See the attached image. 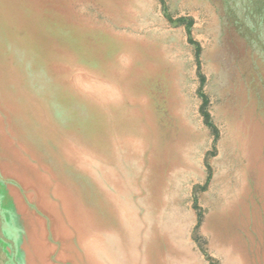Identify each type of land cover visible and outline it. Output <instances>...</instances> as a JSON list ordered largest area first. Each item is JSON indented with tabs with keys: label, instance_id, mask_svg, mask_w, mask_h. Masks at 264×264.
<instances>
[{
	"label": "rangeland",
	"instance_id": "obj_1",
	"mask_svg": "<svg viewBox=\"0 0 264 264\" xmlns=\"http://www.w3.org/2000/svg\"><path fill=\"white\" fill-rule=\"evenodd\" d=\"M0 210L14 264H264V0H0Z\"/></svg>",
	"mask_w": 264,
	"mask_h": 264
},
{
	"label": "crops",
	"instance_id": "obj_2",
	"mask_svg": "<svg viewBox=\"0 0 264 264\" xmlns=\"http://www.w3.org/2000/svg\"><path fill=\"white\" fill-rule=\"evenodd\" d=\"M2 210H0V213H1V218H4V219H2V228H6L7 229V225L8 224H10L11 226L13 225L12 224V222L11 221H8L7 220V216L6 215H2L3 214V212H1ZM2 228H1V230H2ZM12 228V227H11ZM12 234H10V236L9 235H6V237L3 239L2 238V240L0 241V250L1 251H4V252H6V259L8 260V256H11L12 257V262H13V264H14V256H13V254H14V245H15V243H14V234L11 236ZM6 245V246H5ZM11 247H12V251H11ZM34 253L36 254V256H38V258H41L40 256H42V255H44V256H48V255H46V253H44V252H42V251H40V250H35V252L33 251L32 252V254H31V251H29V254H31V255H29L31 258L30 259H35L33 256H34ZM33 257V258H32ZM29 264H39V262H31V263H29ZM41 264H43V263H41Z\"/></svg>",
	"mask_w": 264,
	"mask_h": 264
},
{
	"label": "trees",
	"instance_id": "obj_3",
	"mask_svg": "<svg viewBox=\"0 0 264 264\" xmlns=\"http://www.w3.org/2000/svg\"><path fill=\"white\" fill-rule=\"evenodd\" d=\"M179 23L180 24H186V27H187V29H188V32H191V26H192V23H193V21L191 20V19H185V18H180L179 20ZM190 42L192 43V44H195L194 43V41L192 40V39H190ZM196 49H197V56L199 55V53H200V51H201V47L198 45V44H196ZM201 81H202V83H204L205 82V77L203 76V75H201ZM202 99H203V104H202V113H203V116H204V119H205V121H206V123L212 128V129H214L213 128V124L211 123V121H210V114H209V112L205 109L206 108V105H207V103H208V100H207V98H206V96L204 95V94H202V97H201ZM214 131H215V129H214Z\"/></svg>",
	"mask_w": 264,
	"mask_h": 264
}]
</instances>
